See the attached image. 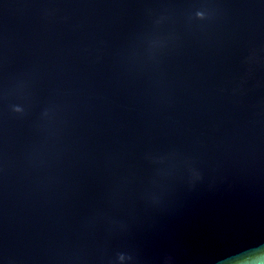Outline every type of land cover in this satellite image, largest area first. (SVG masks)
Here are the masks:
<instances>
[{"label": "water", "instance_id": "obj_1", "mask_svg": "<svg viewBox=\"0 0 264 264\" xmlns=\"http://www.w3.org/2000/svg\"><path fill=\"white\" fill-rule=\"evenodd\" d=\"M0 264H264V0H0Z\"/></svg>", "mask_w": 264, "mask_h": 264}]
</instances>
